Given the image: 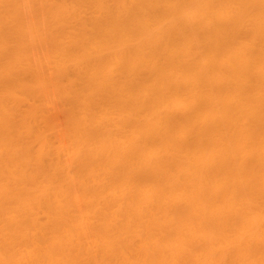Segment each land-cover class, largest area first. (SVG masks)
Listing matches in <instances>:
<instances>
[{"label": "bare ground", "instance_id": "6f19581e", "mask_svg": "<svg viewBox=\"0 0 264 264\" xmlns=\"http://www.w3.org/2000/svg\"><path fill=\"white\" fill-rule=\"evenodd\" d=\"M0 264H264V0H0Z\"/></svg>", "mask_w": 264, "mask_h": 264}]
</instances>
